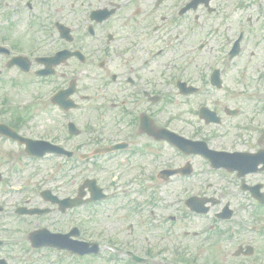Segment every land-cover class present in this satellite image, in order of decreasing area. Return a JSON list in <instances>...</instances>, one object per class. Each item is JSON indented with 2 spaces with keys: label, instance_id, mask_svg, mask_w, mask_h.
<instances>
[{
  "label": "flooded vegetation",
  "instance_id": "af4514ba",
  "mask_svg": "<svg viewBox=\"0 0 264 264\" xmlns=\"http://www.w3.org/2000/svg\"><path fill=\"white\" fill-rule=\"evenodd\" d=\"M250 5L260 13L242 16ZM262 8L264 0H0V46L10 50L0 53L1 79L14 92L32 91L35 103L19 110L41 117L42 132L24 117L3 122L11 111L0 112V123L70 153L26 157L52 163L59 176L63 169L85 176L77 189L95 180L108 195L96 206L133 201L128 213L116 207L124 214L115 222H81V238L100 248L88 262L264 264V90L248 85L264 81V66H222L239 60L241 20L254 26ZM241 33L240 53L230 59ZM63 51L81 55L60 56L40 77L46 66L38 59ZM211 52L217 56L209 60ZM16 55L29 66L8 68ZM228 68L236 73L231 81ZM0 139L25 156L18 141ZM213 180L222 182L216 188ZM52 193L63 200L59 188ZM191 197L209 213L191 212ZM176 207L181 215L169 213ZM226 208L232 219L219 218ZM52 213L61 215L57 206ZM36 225L63 234V222ZM12 238L0 235V260L8 264Z\"/></svg>",
  "mask_w": 264,
  "mask_h": 264
},
{
  "label": "rangeland",
  "instance_id": "374dc122",
  "mask_svg": "<svg viewBox=\"0 0 264 264\" xmlns=\"http://www.w3.org/2000/svg\"><path fill=\"white\" fill-rule=\"evenodd\" d=\"M224 1V0H223ZM232 2V1H231ZM71 1H67L64 3V9H66L65 18L67 19V26H75L77 25L75 21L72 20V15L70 14V5ZM264 11V8H262ZM260 11L257 9V6H244L241 12V15H256L259 14ZM240 13L237 14V19ZM243 25L246 27L245 33V45H244V52L241 58L232 62L227 60V65L222 64V66H264V31L262 26L264 25V19H261L259 23H254V26L249 27L248 20L246 16L241 20ZM260 26V28H258ZM42 34H39L41 40ZM253 41V42H252ZM214 56L217 54H213L212 52L207 55L209 60H212ZM228 81H231V76H234L236 73L232 71L233 68L228 69ZM8 81L3 80L0 83V103L2 102L3 98H16L15 101L17 104H23L33 98V95L30 94L32 91L27 90L25 92H14L13 88H8L5 86V83ZM253 82L248 83L250 84ZM259 89H264V83L259 84ZM6 101V100H5ZM35 113L31 114L32 120L30 121L32 126H36V131L42 132V129H38L42 126L41 117L35 118ZM37 116V115H36ZM41 116V114H38ZM7 151H10L7 150ZM8 160H13L14 163H22L25 166H28L25 174L18 175L16 170L12 169L11 162ZM53 164L49 163H41V162H29L24 157H19L17 153L11 154L9 153L7 156L2 157L0 160V171L5 176V180L7 185H0V187H5V189L0 188V203L6 204L7 209L6 213L3 217L6 216V219L2 221V226H5L4 230H1L4 235L12 236L13 238H19L23 234V232L28 229L29 223L27 222H34L31 220L30 217H25L24 219H18V217L14 214L13 209L14 206H26L27 208H44L45 206H49L48 204H44L42 198L39 196L40 187H52L54 191L58 188L62 192L63 197L70 195L74 196L77 186L85 179V176L73 178L75 175L70 174L68 169H63L62 176L58 174H53L52 167ZM33 177L31 184L25 185L27 182V178ZM26 179V180H25ZM25 180V181H24ZM216 184H220L219 181H213ZM217 188V186H216ZM28 201L26 202V200ZM121 198V201L118 202V205H111V203H106L101 206H91L85 208H79L72 211H68L66 215H50L44 218L37 219L38 222H63V232L69 226L76 224L78 222H91L92 220H98L100 222H115V214H117V208L125 209L128 213L131 206H128L131 201L129 198L126 200ZM141 200V199H140ZM45 205V206H44ZM44 206V207H42ZM181 209V208H180ZM179 207H176L175 210H170V214H180L178 212ZM121 214H124L123 211L119 212L116 218H119ZM129 215V214H127ZM185 216V214H184ZM134 216H132L133 218ZM8 222V223H6ZM18 222V223H17ZM20 222V223H19ZM21 222H24L21 224ZM123 222H129L123 220ZM194 222H198V219L194 220ZM55 229V228H54ZM27 233H29L27 231ZM29 242L26 241L23 245L13 243L15 245L11 247L12 253L10 254V261L12 264H81V262L74 256L63 254L61 258L56 256L54 252L47 253V252H36L35 254L29 255V258H23L26 247L29 248ZM10 251V250H7ZM22 252V253H21ZM5 254V252L3 253ZM18 255V256H17ZM0 257H2L0 255ZM62 259V262H59ZM85 264H92L85 260Z\"/></svg>",
  "mask_w": 264,
  "mask_h": 264
},
{
  "label": "water",
  "instance_id": "95a60500",
  "mask_svg": "<svg viewBox=\"0 0 264 264\" xmlns=\"http://www.w3.org/2000/svg\"><path fill=\"white\" fill-rule=\"evenodd\" d=\"M63 248H68V249H72L73 251H78L79 253H81V254H83L84 252L83 251H81V250H79L78 248H71V247H69L68 245H66V244H63ZM81 251V252H80Z\"/></svg>",
  "mask_w": 264,
  "mask_h": 264
}]
</instances>
